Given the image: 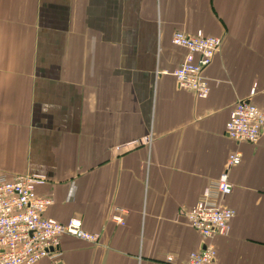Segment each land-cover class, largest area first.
Wrapping results in <instances>:
<instances>
[{
    "label": "crops",
    "instance_id": "obj_1",
    "mask_svg": "<svg viewBox=\"0 0 264 264\" xmlns=\"http://www.w3.org/2000/svg\"><path fill=\"white\" fill-rule=\"evenodd\" d=\"M200 30L222 40L206 98L172 75V34ZM241 100L264 110V0H0V173L44 176L45 216L98 235L35 264H180L205 243L216 264H264V136L225 134ZM234 152L235 214L204 239L184 210Z\"/></svg>",
    "mask_w": 264,
    "mask_h": 264
},
{
    "label": "built area",
    "instance_id": "obj_2",
    "mask_svg": "<svg viewBox=\"0 0 264 264\" xmlns=\"http://www.w3.org/2000/svg\"><path fill=\"white\" fill-rule=\"evenodd\" d=\"M171 41L185 50L182 62L172 72L177 85L199 98H206L210 86L204 70L219 51L221 38L201 30L195 34L175 31ZM225 134L237 142H257L264 136V110L250 101H238L225 124ZM240 161V153H231L227 168L204 189L194 206L184 210L186 223L204 239L228 232L235 211L223 206L221 201L232 192L228 170ZM45 182L46 178L37 174L9 177L0 173V264H35L44 257H58L61 238L65 235L92 243L98 241V235L84 230L78 218L60 222L45 216L52 200L39 196L36 191ZM112 219L124 224L117 214ZM216 258L215 247L205 243L202 249L191 251L180 264H216ZM166 261L172 262V257L167 256Z\"/></svg>",
    "mask_w": 264,
    "mask_h": 264
}]
</instances>
